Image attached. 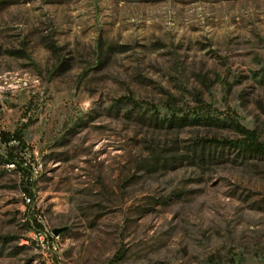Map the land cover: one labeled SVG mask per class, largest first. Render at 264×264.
Returning a JSON list of instances; mask_svg holds the SVG:
<instances>
[{
  "label": "rangeland",
  "instance_id": "rangeland-1",
  "mask_svg": "<svg viewBox=\"0 0 264 264\" xmlns=\"http://www.w3.org/2000/svg\"><path fill=\"white\" fill-rule=\"evenodd\" d=\"M236 123L264 140V0H0V264H264Z\"/></svg>",
  "mask_w": 264,
  "mask_h": 264
},
{
  "label": "trees",
  "instance_id": "trees-1",
  "mask_svg": "<svg viewBox=\"0 0 264 264\" xmlns=\"http://www.w3.org/2000/svg\"><path fill=\"white\" fill-rule=\"evenodd\" d=\"M236 128L241 137L238 140V144L242 151L248 155L264 157V140L258 137L257 132L239 123H236ZM1 139L7 146L5 153L7 162L20 172L24 191L29 193L31 197V171L28 167L27 143L24 139L23 131L21 129L4 131L1 133ZM33 222L37 228L41 226L37 219H34Z\"/></svg>",
  "mask_w": 264,
  "mask_h": 264
},
{
  "label": "water",
  "instance_id": "water-1",
  "mask_svg": "<svg viewBox=\"0 0 264 264\" xmlns=\"http://www.w3.org/2000/svg\"><path fill=\"white\" fill-rule=\"evenodd\" d=\"M66 227H62V228H56L53 230V234L54 235H59L61 232L65 231Z\"/></svg>",
  "mask_w": 264,
  "mask_h": 264
},
{
  "label": "built area",
  "instance_id": "built-area-1",
  "mask_svg": "<svg viewBox=\"0 0 264 264\" xmlns=\"http://www.w3.org/2000/svg\"><path fill=\"white\" fill-rule=\"evenodd\" d=\"M13 166V165H12ZM31 201V198H27V202H30Z\"/></svg>",
  "mask_w": 264,
  "mask_h": 264
}]
</instances>
